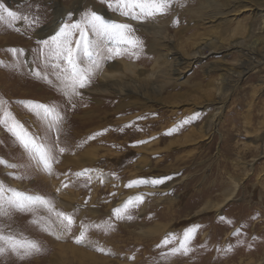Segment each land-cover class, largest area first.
<instances>
[{
    "label": "rangeland",
    "instance_id": "374dc122",
    "mask_svg": "<svg viewBox=\"0 0 264 264\" xmlns=\"http://www.w3.org/2000/svg\"><path fill=\"white\" fill-rule=\"evenodd\" d=\"M211 2L220 15L213 20L199 15ZM0 5L20 16L9 21L0 10V98L35 138L65 148L45 171L0 125V158L18 165L0 164V181L43 195L74 218L71 232L54 227L50 233L30 223L50 216L45 208L0 217V225L42 248L23 260L0 255V264H264V0H176L166 14L146 20L121 15L115 0ZM194 7L200 13L189 11ZM92 11L131 24L142 46L110 54L114 42L89 32L98 66L80 95L69 98L59 90L54 61L38 49ZM56 18L59 28L49 29ZM142 22L167 32V39L146 46ZM13 48L24 51L12 54ZM171 51L189 58L182 78L173 74ZM125 74L137 86L121 92L117 82ZM29 101L54 105L62 119L49 129ZM3 111L0 106V116ZM157 179L163 183L150 182ZM135 180L148 183L127 186ZM130 199L131 218L117 219L113 210L123 213ZM81 225L87 239L77 243ZM188 229L191 251L169 254ZM166 238L171 243L164 244Z\"/></svg>",
    "mask_w": 264,
    "mask_h": 264
},
{
    "label": "snow or ice",
    "instance_id": "6c2138e0",
    "mask_svg": "<svg viewBox=\"0 0 264 264\" xmlns=\"http://www.w3.org/2000/svg\"><path fill=\"white\" fill-rule=\"evenodd\" d=\"M175 2L176 0H115L121 15L130 17L133 20L153 19L158 15L166 14ZM0 10L7 13L9 21L20 19L16 12L4 8L3 5H0ZM0 19H4V17L0 16ZM35 23H39V20L33 18V25ZM77 32L79 35L74 39ZM89 32L107 36L114 42L113 48L109 49L110 54L114 51L116 55H121L124 51L142 46V41L134 35L131 24L108 22L94 11L86 12L78 22L64 24L50 40L41 42L38 54L43 56L46 61H54V64L50 66L56 69L55 75L59 81V90L69 98L80 95L79 89L85 88L91 82L93 68L98 66L92 59L93 41L89 39ZM10 51L12 54H22L24 50L13 48ZM37 75H40V73H37ZM43 78L46 79V76ZM0 106L4 109L3 115L0 116V125H3L15 137L38 166L51 172L52 162L56 160V154L64 153L65 148L58 147L55 142L48 145L35 138L8 110V102L5 99L0 98ZM26 106L39 119L46 121L49 129L56 127L59 120L62 119L56 112L54 105L49 106L29 101ZM100 134L102 133L96 135ZM0 164L12 168L18 167L16 164L7 163L2 158H0ZM82 174L76 173L77 176ZM7 175H11V173ZM150 182L159 184L163 183V180L157 179ZM143 183H148V181L135 180L127 186H139ZM137 199L142 202L143 197ZM131 203L130 199L124 205L123 213L120 208L113 210L117 219L131 218V215L127 214ZM38 208L47 209L50 216L34 217L30 223L38 225L42 231L50 233L54 227L59 228L63 233L72 231L73 214L56 210L51 200L43 195L20 191L0 181V217H10L12 211L20 213L34 212ZM81 227L83 230L76 237L77 243H84L87 239V226L81 225ZM96 227H99V225H96ZM192 239L193 230H185L178 246L170 248L169 254L187 255L191 251ZM163 243L167 245L171 243V240L166 238ZM99 250L103 251V249ZM41 251L42 248L37 240L26 236L22 232L12 230L8 225H0V255L11 253L23 260Z\"/></svg>",
    "mask_w": 264,
    "mask_h": 264
},
{
    "label": "bare ground",
    "instance_id": "6f19581e",
    "mask_svg": "<svg viewBox=\"0 0 264 264\" xmlns=\"http://www.w3.org/2000/svg\"><path fill=\"white\" fill-rule=\"evenodd\" d=\"M189 2H193L195 3L197 0H187ZM205 3V2H204ZM56 4V3H55ZM197 8L198 7H194V9H191L189 8V11H192L193 13L195 12H198L200 13V11H197ZM202 8H204V10L207 8H209L208 11H204L202 10L201 13L199 14L201 17L202 16H205L204 18L205 19H210V20H213V19H217L219 18L218 16H220L218 13V11H214L213 8H216L215 6V3H212L209 4V6H203ZM58 10V9H57ZM176 12V11H175ZM174 12V14H175ZM59 14V13H58ZM112 16V14H110ZM59 16V15H58ZM203 18V19H204ZM60 26V23H59V19H55L53 20V23L48 27L49 29H55L57 30ZM47 29V28H46ZM140 29H141V32L147 34V40H145V42L147 43L146 46H148L149 48H153V47H156L158 45V43H156L158 41V38H159V42L162 43L163 41H165L167 39V32H160L158 33V30L151 27L149 23H146V22H142L140 23ZM142 38V37H141ZM258 42H255V44H257ZM207 44H209L208 42L206 44H204L203 46H200V48L198 50H195L193 52L190 53V56L192 57V59L194 58H200L202 56V53H203V50L206 48ZM234 46H237L238 47V43H236ZM255 46V45H254ZM156 52V51H155ZM172 53H167L166 52V55L169 56V57H173V59L177 60V61H174L172 64H171V67H172V71H173V74L174 76L176 77V79H179V78H182V73H183V69L185 67H183L184 64H188L186 62V60H189V58L185 57L184 54H181L180 52L178 51H171ZM171 55V56H170ZM159 59V57H158ZM243 64V63H242ZM241 64V65H242ZM246 64V63H245ZM123 65V66H122ZM189 65V64H188ZM243 67H245L244 65H242ZM126 67V64L124 66V64H121L119 66V68H124ZM242 73V72H240ZM239 73V75H240ZM137 81L136 79H133L131 78V75L129 74H125L123 75L120 79H119V82H117L120 86H121V89L120 91L123 92L124 90L127 91L128 90V87L130 86H137V83L135 82ZM224 101V100H223ZM230 198V197H229Z\"/></svg>",
    "mask_w": 264,
    "mask_h": 264
}]
</instances>
